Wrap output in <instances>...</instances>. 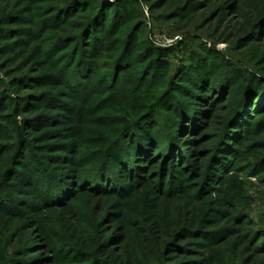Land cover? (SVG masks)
<instances>
[{"label":"rangeland","instance_id":"1","mask_svg":"<svg viewBox=\"0 0 264 264\" xmlns=\"http://www.w3.org/2000/svg\"><path fill=\"white\" fill-rule=\"evenodd\" d=\"M4 105L0 264H264V0H0Z\"/></svg>","mask_w":264,"mask_h":264},{"label":"trees","instance_id":"2","mask_svg":"<svg viewBox=\"0 0 264 264\" xmlns=\"http://www.w3.org/2000/svg\"><path fill=\"white\" fill-rule=\"evenodd\" d=\"M144 58V60H145V62H151L150 64H152V66L154 67V69L156 70V71H159V72H166V71H168L169 69H170V65H171V63H170V61H169V56H168V54L167 53H165V51H163V52H159V53H156L155 51H149V52H147V54H144V55H140V58ZM196 67H193V69H195ZM190 70H191V68H190ZM189 70V71H190ZM195 70H197V69H195ZM188 71V72H189ZM191 72V71H190ZM189 72V73H190ZM182 92H184V93H186V90H184V89H182L181 90ZM183 94V93H182ZM120 97H123V95H121ZM181 94H176V98L174 99V104L177 106V107H179V105H182V102H181ZM7 100H9L10 102H15L16 100L15 99H7ZM6 107V105H4V106H2V109H0L1 110V112L4 110V108ZM180 108V107H179ZM181 109V108H180ZM181 111H183L182 109H181ZM15 134H16V131H15ZM39 163H40V166H41V169H40V171L39 172H41L42 170H45V166H46V163H44V161L41 159V160H39ZM34 173V172H33ZM32 173V174H33ZM34 174H37V173H34ZM36 176V175H35ZM26 176L24 175L23 177H22V180L24 181V182H26V181H31V177H27L26 179ZM32 182V181H31ZM228 183H229V188L231 189V190H233V191H236V192H240V191H242V189H243V184H242V182L241 181H239V179H237L236 177H234L233 176V174H231L230 176H229V178H228V181H227ZM0 202L2 203L3 202V199H2V197L0 196Z\"/></svg>","mask_w":264,"mask_h":264}]
</instances>
